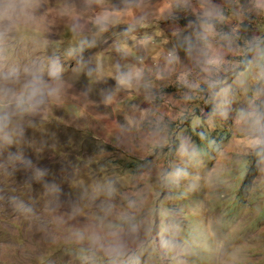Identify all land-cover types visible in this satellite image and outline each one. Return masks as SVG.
Instances as JSON below:
<instances>
[{"label": "rangeland", "instance_id": "1", "mask_svg": "<svg viewBox=\"0 0 264 264\" xmlns=\"http://www.w3.org/2000/svg\"><path fill=\"white\" fill-rule=\"evenodd\" d=\"M145 22L0 0V264H264V20L240 59L141 85Z\"/></svg>", "mask_w": 264, "mask_h": 264}, {"label": "crops", "instance_id": "2", "mask_svg": "<svg viewBox=\"0 0 264 264\" xmlns=\"http://www.w3.org/2000/svg\"><path fill=\"white\" fill-rule=\"evenodd\" d=\"M143 18L148 22L141 30V85L154 83L163 72L169 75L164 81L176 75L184 78L195 73L200 64L215 61L219 54H233L238 59L246 55V49L253 46L247 44L249 38L242 32L259 35L250 27L256 25V30L264 20V0H141ZM241 44L246 47L242 49ZM156 45L161 54L167 46L175 49L177 60L172 62L168 56L157 61ZM212 51L216 56L212 57Z\"/></svg>", "mask_w": 264, "mask_h": 264}, {"label": "clouds", "instance_id": "3", "mask_svg": "<svg viewBox=\"0 0 264 264\" xmlns=\"http://www.w3.org/2000/svg\"><path fill=\"white\" fill-rule=\"evenodd\" d=\"M126 82H128V81L124 78H121L119 81V83H121V84H124ZM37 93L42 94L41 82L39 80L34 82V85H33V96L37 95Z\"/></svg>", "mask_w": 264, "mask_h": 264}]
</instances>
